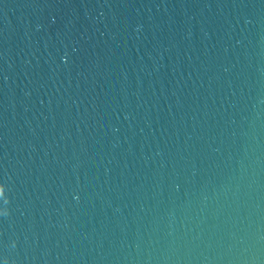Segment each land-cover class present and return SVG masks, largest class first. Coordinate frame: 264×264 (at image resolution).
<instances>
[{
  "label": "water",
  "instance_id": "95a60500",
  "mask_svg": "<svg viewBox=\"0 0 264 264\" xmlns=\"http://www.w3.org/2000/svg\"><path fill=\"white\" fill-rule=\"evenodd\" d=\"M0 264H264V0H0Z\"/></svg>",
  "mask_w": 264,
  "mask_h": 264
}]
</instances>
